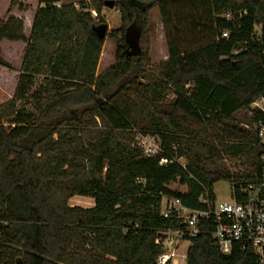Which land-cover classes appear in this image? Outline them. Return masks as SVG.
Wrapping results in <instances>:
<instances>
[{
  "label": "trees",
  "instance_id": "obj_1",
  "mask_svg": "<svg viewBox=\"0 0 264 264\" xmlns=\"http://www.w3.org/2000/svg\"><path fill=\"white\" fill-rule=\"evenodd\" d=\"M107 1L39 0L44 7L29 38L21 19L0 20V43H27L14 96L0 105V264H158L159 236L171 225L161 215L163 197L202 210L200 198L215 200L218 182L258 181L263 113L255 109V132L230 121L264 100V0H114L122 25L100 40L93 27L106 24L97 17ZM202 4L215 37L191 52L168 43L158 76L146 80L150 13L159 8L167 18L172 9ZM130 27L141 30V55L133 58L126 54ZM106 39L117 47L116 63L98 74ZM240 45L245 49L235 53ZM0 67L12 70L1 47ZM37 78L35 111L27 112L19 105ZM216 130L254 141L252 172L210 171L191 155L192 136ZM137 131L157 137L163 153L148 158L133 147ZM177 181L188 192L170 189ZM74 197L92 198L95 206H71ZM209 231L191 241L187 264H256L252 252L222 255Z\"/></svg>",
  "mask_w": 264,
  "mask_h": 264
},
{
  "label": "rangeland",
  "instance_id": "obj_2",
  "mask_svg": "<svg viewBox=\"0 0 264 264\" xmlns=\"http://www.w3.org/2000/svg\"><path fill=\"white\" fill-rule=\"evenodd\" d=\"M13 0H0V20H7L9 16H20L25 11L20 6H31L32 11L36 8L39 0H16V4L9 11ZM80 3H78L79 5ZM94 14V13H93ZM208 7L204 4L198 8H191L188 5H183L179 8L172 9L170 16L163 18L159 8H155L149 17L148 39L150 66L147 70V79H152L158 76L157 66L165 62L169 57L168 43L176 42L183 52L195 51L204 47L215 37V30L212 22L208 21ZM94 16H97L94 14ZM230 17V15H228ZM97 18L104 19L108 25V33L117 30L122 25V16L117 8H104V11ZM261 26L257 27V38L261 34ZM24 31V27H23ZM2 57L12 66V70L0 67V105L9 101L15 93L18 76L21 69L22 61V44H13L12 41L4 39L0 43ZM245 49V46L240 45L235 53H240ZM117 47L113 40L106 39L103 47L102 56L100 59L98 74H102L116 63ZM42 85L41 78L34 81L29 95L20 103V108L27 112H34L36 106V93L40 91ZM175 100L173 94L166 95V102L172 103ZM259 106L264 109V104ZM255 106L248 109H243L234 115L230 121L231 124L239 126L244 130L255 132ZM145 136L140 132H135L133 147H139L138 138ZM145 138H156L149 136ZM190 153L201 160L202 165L210 171H223L225 173H250L254 169V163L257 158L258 146L250 138H241L231 133H226L221 130L210 131L207 135L192 136L190 140ZM232 146H247L248 152L237 155L235 151L230 149ZM219 154L221 157H218ZM179 162L183 166H187L188 162L185 159H180ZM233 184L228 181H221L215 184L214 193L216 202L231 201V189ZM170 189L177 190L182 193L188 192L185 185H181L179 181L173 183ZM76 200L75 206L89 208L94 203V199L88 197H76L71 199L70 205L73 206V201ZM190 242H184L180 248V252H187L190 248Z\"/></svg>",
  "mask_w": 264,
  "mask_h": 264
},
{
  "label": "built area",
  "instance_id": "obj_3",
  "mask_svg": "<svg viewBox=\"0 0 264 264\" xmlns=\"http://www.w3.org/2000/svg\"><path fill=\"white\" fill-rule=\"evenodd\" d=\"M94 14H96L94 12ZM228 38V33L223 34ZM189 85L187 89H190ZM264 104L260 100L253 104L256 110L263 113L257 126L260 144V161L262 170L256 183H237L231 189V201L217 203L208 195L202 196L200 202L205 209H191L181 200L163 197L161 215L171 225L159 236L163 253L158 264H187V252H180L184 242H190L201 235L203 230H210L211 244L224 256L252 252L256 264H264ZM139 137V136H138ZM140 136L138 146L143 155L155 158L163 153L162 143L156 138ZM179 162L162 159L161 165ZM256 175V173H255ZM140 183V182H139Z\"/></svg>",
  "mask_w": 264,
  "mask_h": 264
},
{
  "label": "water",
  "instance_id": "obj_4",
  "mask_svg": "<svg viewBox=\"0 0 264 264\" xmlns=\"http://www.w3.org/2000/svg\"><path fill=\"white\" fill-rule=\"evenodd\" d=\"M105 7L114 9L116 8V2L114 0L107 1L105 3ZM93 31L96 33L97 37L100 40H104L108 33V25L101 24L98 26H94ZM140 37H141V30L135 27H130L126 31L125 40L128 45L126 54L128 57L133 58V57H138L141 55Z\"/></svg>",
  "mask_w": 264,
  "mask_h": 264
},
{
  "label": "crops",
  "instance_id": "obj_5",
  "mask_svg": "<svg viewBox=\"0 0 264 264\" xmlns=\"http://www.w3.org/2000/svg\"><path fill=\"white\" fill-rule=\"evenodd\" d=\"M82 2H87V0H61V3H60L59 6L68 5V4L78 5V3H82ZM25 7L27 9L25 11H23L20 14V16H16V18H19V19H21L23 21V23H24L23 34L25 35L26 38H29L30 35H31V32H32V28H33V24H34L36 13H37L39 8H43L44 6L41 5L40 3H38V5L36 6V8L33 11H32V7L30 5L29 6H25ZM103 11H104V9H103ZM12 42H13V44H17V45L18 44H22V49H23L24 53L22 54V61L21 62H23V58H24V55H25V50H26V47H27V43L23 42V41H12ZM21 65H22V63H21ZM74 198H76V197H74ZM73 203H74L73 206H75L77 204L76 200H74ZM94 206H95V201L92 204V206L89 207V208H92Z\"/></svg>",
  "mask_w": 264,
  "mask_h": 264
}]
</instances>
